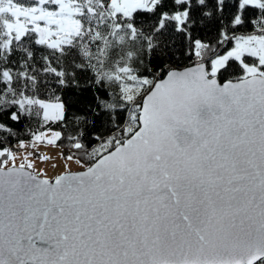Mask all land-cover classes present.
I'll return each mask as SVG.
<instances>
[{
  "label": "snow or ice",
  "instance_id": "obj_1",
  "mask_svg": "<svg viewBox=\"0 0 264 264\" xmlns=\"http://www.w3.org/2000/svg\"><path fill=\"white\" fill-rule=\"evenodd\" d=\"M0 264H264V0H0Z\"/></svg>",
  "mask_w": 264,
  "mask_h": 264
}]
</instances>
